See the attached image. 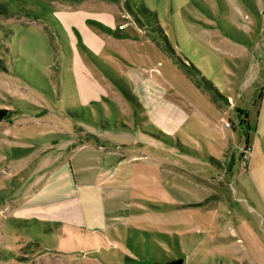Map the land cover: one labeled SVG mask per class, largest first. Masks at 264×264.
<instances>
[{
	"label": "rangeland",
	"instance_id": "374dc122",
	"mask_svg": "<svg viewBox=\"0 0 264 264\" xmlns=\"http://www.w3.org/2000/svg\"><path fill=\"white\" fill-rule=\"evenodd\" d=\"M263 53L264 0H0V264H104L130 247L121 228L104 241L12 217L26 192L65 194L92 176L78 153L89 142L146 157L113 171L144 261L236 264L215 216L247 213L239 198L261 185L264 131L249 146L236 115L264 87ZM155 102L176 129L146 111Z\"/></svg>",
	"mask_w": 264,
	"mask_h": 264
},
{
	"label": "crops",
	"instance_id": "0c3cea01",
	"mask_svg": "<svg viewBox=\"0 0 264 264\" xmlns=\"http://www.w3.org/2000/svg\"><path fill=\"white\" fill-rule=\"evenodd\" d=\"M227 91L230 90L227 89ZM251 92L250 106L249 110H247L249 127L247 128L243 125V127L239 128L240 131H242V128L245 130L248 138L251 133L256 135L260 134L262 129L264 131V125L261 123V118L264 117V87L256 86ZM241 93H243V90ZM259 95H261V100L257 107L255 100ZM229 99L231 100V105L235 103L232 95L229 96ZM244 105L243 103L242 106L244 107ZM145 107L146 111L150 113L170 115V118L175 123L173 127L176 129V119L171 113L167 112L170 108L169 104L165 103L164 105L155 102ZM243 107L239 109L246 111ZM242 117V115H236V121H239ZM248 144L250 146L249 141ZM80 151H86V156L81 158L79 162L80 170L83 172V168L86 166L93 177L88 175L87 180L81 183H74L70 187V191L65 194H61L64 191V188L61 190L62 187L60 189L57 188L54 194H45V198H41L44 194L40 193L43 191L41 189L36 193L26 192L23 202L14 208L12 217L29 223L43 224L50 230H53L51 227L55 226L57 230H61V234L66 228L91 238H94L95 234H99L104 241L107 240V235L110 232L119 235L117 231L121 228L123 229V236L129 239L131 245L121 252L119 256L113 255V261L104 264H154L148 260L144 261L141 249H137L136 245L132 244L136 241L135 236L138 233V229L131 224L134 220V215L130 211L132 207L130 201L131 190L128 186H115L113 179L114 170L119 173L120 167L124 166V164L143 161L146 157L141 156L142 152H140L136 157L122 160L120 159V156H122L120 151L115 150L114 152L103 153V147H97L94 142L81 145L78 153ZM156 160H150L151 167H160L163 170L161 161L159 164L158 160ZM254 169L255 165L252 164L251 154L249 168L244 175L253 177ZM237 172L233 177L237 175ZM124 175H126V172ZM151 181H153V178L149 180V182ZM262 186H264V174L261 175V185H255L251 198L247 200L239 198V200H244L248 205L249 211L247 213H234L231 211L216 213L215 217L219 220V226L216 231V235L220 239L218 246L221 250L226 247L229 248L236 264H264V190ZM241 188L240 191L242 193H251V190L247 189L246 186ZM218 200L220 203L223 202L222 197H219ZM136 207L140 210L143 209L141 205ZM106 247L110 246L106 244ZM98 249L99 246L94 245L93 250L90 248L84 254L86 255L84 256L85 258L83 256L82 258L87 259L88 254H92V251L94 252ZM216 249L218 248L216 247ZM159 262L166 263V261Z\"/></svg>",
	"mask_w": 264,
	"mask_h": 264
},
{
	"label": "trees",
	"instance_id": "16d2710c",
	"mask_svg": "<svg viewBox=\"0 0 264 264\" xmlns=\"http://www.w3.org/2000/svg\"><path fill=\"white\" fill-rule=\"evenodd\" d=\"M185 66H187V65H185ZM1 69H2V67L0 66V70ZM260 100H261V95H259L258 98L255 100V105H257V107L259 106ZM238 113H239V115L243 116L241 119V125H245V127L248 128L249 127L248 120H247L248 119V112L244 111V110H239ZM9 118H10V111L6 110V109H0V123L5 121V120H8ZM244 136H245L246 143L248 144V141H249L248 134L244 133Z\"/></svg>",
	"mask_w": 264,
	"mask_h": 264
},
{
	"label": "built area",
	"instance_id": "2783aa9c",
	"mask_svg": "<svg viewBox=\"0 0 264 264\" xmlns=\"http://www.w3.org/2000/svg\"><path fill=\"white\" fill-rule=\"evenodd\" d=\"M229 125V124H227ZM250 149L245 148L242 152L241 164L243 167H248L249 164Z\"/></svg>",
	"mask_w": 264,
	"mask_h": 264
},
{
	"label": "water",
	"instance_id": "95a60500",
	"mask_svg": "<svg viewBox=\"0 0 264 264\" xmlns=\"http://www.w3.org/2000/svg\"><path fill=\"white\" fill-rule=\"evenodd\" d=\"M156 264H184V259L183 258H179L173 261H169L166 263H156Z\"/></svg>",
	"mask_w": 264,
	"mask_h": 264
}]
</instances>
